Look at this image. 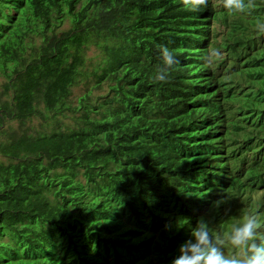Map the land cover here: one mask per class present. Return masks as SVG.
I'll return each instance as SVG.
<instances>
[{
    "label": "trees",
    "instance_id": "16d2710c",
    "mask_svg": "<svg viewBox=\"0 0 264 264\" xmlns=\"http://www.w3.org/2000/svg\"><path fill=\"white\" fill-rule=\"evenodd\" d=\"M259 22L264 0H0V264H171L200 217L264 224Z\"/></svg>",
    "mask_w": 264,
    "mask_h": 264
},
{
    "label": "clouds",
    "instance_id": "9594fccd",
    "mask_svg": "<svg viewBox=\"0 0 264 264\" xmlns=\"http://www.w3.org/2000/svg\"><path fill=\"white\" fill-rule=\"evenodd\" d=\"M180 2L191 12H199L209 4V0ZM222 6L231 14H245L255 7V0H222ZM256 30L260 35H264V22L257 23ZM158 48L162 63L154 74L153 82L162 84L169 81L170 73L180 61L167 45H159ZM223 55L220 49H212L203 60L210 68L219 62ZM226 202L227 199H220L214 204L218 208ZM238 220L240 223L233 225L224 236L214 233L208 220L200 217L190 231V238L179 247V255L171 264H264V224L261 223V218L255 213H249ZM165 228L168 230L169 225L166 224ZM226 245L238 251L226 254Z\"/></svg>",
    "mask_w": 264,
    "mask_h": 264
},
{
    "label": "rangeland",
    "instance_id": "374dc122",
    "mask_svg": "<svg viewBox=\"0 0 264 264\" xmlns=\"http://www.w3.org/2000/svg\"><path fill=\"white\" fill-rule=\"evenodd\" d=\"M63 26H66V23H64ZM96 55H97V53L94 50V48L92 46H89V48L86 50V56L87 57H92L90 61H93L94 60V57ZM2 81H3V77L0 75V85H1ZM73 90L77 92L79 90V88L78 87H75ZM63 121L65 122L67 120L65 119ZM37 123H38V121L36 119H32L31 124H33L35 126V125H37Z\"/></svg>",
    "mask_w": 264,
    "mask_h": 264
}]
</instances>
